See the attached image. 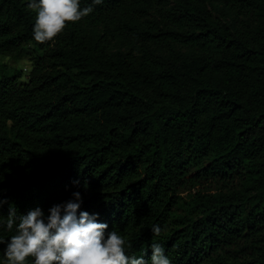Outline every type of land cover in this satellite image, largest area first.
<instances>
[{
    "label": "trees",
    "instance_id": "1",
    "mask_svg": "<svg viewBox=\"0 0 264 264\" xmlns=\"http://www.w3.org/2000/svg\"><path fill=\"white\" fill-rule=\"evenodd\" d=\"M28 3L0 0V58L35 55L0 79V221L79 191L130 257L264 264V0H80L43 44Z\"/></svg>",
    "mask_w": 264,
    "mask_h": 264
},
{
    "label": "clouds",
    "instance_id": "2",
    "mask_svg": "<svg viewBox=\"0 0 264 264\" xmlns=\"http://www.w3.org/2000/svg\"><path fill=\"white\" fill-rule=\"evenodd\" d=\"M102 0H93L94 4ZM28 8L36 13L33 28L38 43L54 40L69 23L75 24L87 17L92 7L81 9L80 0H29ZM74 183L78 184L79 181ZM87 187V184H85ZM74 199L53 205L46 215L37 207L27 214L17 215L9 206L6 220L0 228L15 229L4 249L6 264H148L143 257L127 255V241L107 223L99 222V214L80 211L83 199L79 191ZM6 200L0 199V208ZM161 227H152L153 235L161 234ZM150 264H171L164 248L156 242L151 245Z\"/></svg>",
    "mask_w": 264,
    "mask_h": 264
},
{
    "label": "rangeland",
    "instance_id": "3",
    "mask_svg": "<svg viewBox=\"0 0 264 264\" xmlns=\"http://www.w3.org/2000/svg\"><path fill=\"white\" fill-rule=\"evenodd\" d=\"M181 52H185L186 50L183 48H178ZM34 53L31 49H29L26 53V55L19 59V60H13L8 57H1L0 58V79L2 77H13L17 75L18 73H21L22 80L27 81L29 77V73L33 68V61L32 58L34 57ZM208 166V164H206ZM191 175L193 176H200L198 170H194ZM201 182H207L206 180H203ZM208 187H211L212 191H216V184L214 183H207ZM203 186V185H202Z\"/></svg>",
    "mask_w": 264,
    "mask_h": 264
}]
</instances>
